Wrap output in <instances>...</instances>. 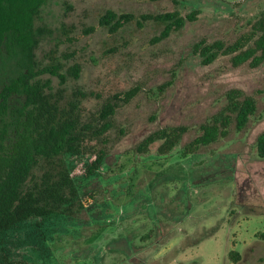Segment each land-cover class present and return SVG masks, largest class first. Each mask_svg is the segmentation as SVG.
Wrapping results in <instances>:
<instances>
[{"label":"rangeland","instance_id":"1","mask_svg":"<svg viewBox=\"0 0 264 264\" xmlns=\"http://www.w3.org/2000/svg\"><path fill=\"white\" fill-rule=\"evenodd\" d=\"M142 14L179 11L193 15L184 27L156 41L164 24L136 19L112 33L100 25L107 10ZM264 17V0H48L36 25L44 29L37 48L43 64L79 63L78 79L63 85V105L78 102L84 120L111 95L139 86L121 106L107 143V168L91 183L96 199L77 218L54 215L52 250L60 264H264V157L257 141L264 131V62L235 66L221 54L204 64L196 42L230 44ZM4 64L3 58L0 65ZM50 77L54 89L59 78ZM232 88L258 103L242 131L195 153L183 145L227 101ZM84 93L85 95H81ZM186 125L188 132L168 157L154 143L146 153L137 144L152 131ZM122 130V131H121ZM123 132V133H121ZM36 220L3 233L12 257L44 264ZM242 254L239 262L231 250ZM0 264H4L0 248Z\"/></svg>","mask_w":264,"mask_h":264},{"label":"trees","instance_id":"2","mask_svg":"<svg viewBox=\"0 0 264 264\" xmlns=\"http://www.w3.org/2000/svg\"><path fill=\"white\" fill-rule=\"evenodd\" d=\"M47 1L0 0V53L9 52L16 60L13 76L0 88V248L4 264H30L28 258L12 257L3 233L32 219L41 236L38 249L44 264H60L52 250L56 233L45 221L54 215L77 218L95 201L91 183L101 179L107 168V143L115 128V117L119 108L141 90L135 86L111 95L86 120L78 111V102L63 105V85L69 77L78 79L82 66L74 63L65 69L55 57L45 64L38 60L36 51L44 29L37 27L36 20ZM136 18L141 26L150 19L162 22L164 27L155 37L161 41L194 16L174 10L137 17L109 9L99 22L115 33ZM194 52L204 64L229 54L235 66L247 62L258 66L264 62V17L235 42H209L203 38L195 43ZM45 74L57 76L62 86L54 89L52 79L44 78ZM226 97V104L201 124L202 132L183 145L184 153H195L228 137L233 128L242 131L249 125L258 110L257 100L239 88L230 89ZM187 132L186 125L158 128L137 144L136 151L146 153L161 141L157 155L168 157ZM257 147L264 157V131ZM257 236L264 240V231ZM229 255L235 262L242 258L235 249Z\"/></svg>","mask_w":264,"mask_h":264},{"label":"flooded vegetation","instance_id":"3","mask_svg":"<svg viewBox=\"0 0 264 264\" xmlns=\"http://www.w3.org/2000/svg\"><path fill=\"white\" fill-rule=\"evenodd\" d=\"M3 58L4 64L9 60L11 63L7 65H0V88L3 84L7 83L14 74V66L16 64V60L9 54L3 55L0 53V59Z\"/></svg>","mask_w":264,"mask_h":264}]
</instances>
